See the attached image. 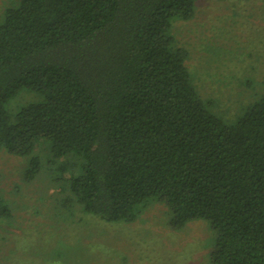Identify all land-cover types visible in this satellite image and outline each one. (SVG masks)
Masks as SVG:
<instances>
[{"label":"trees","instance_id":"trees-1","mask_svg":"<svg viewBox=\"0 0 264 264\" xmlns=\"http://www.w3.org/2000/svg\"><path fill=\"white\" fill-rule=\"evenodd\" d=\"M18 1L0 18V151L49 141L67 203L132 222L162 202L176 230L208 223L210 264H264V90L227 119L202 96L170 33L196 0ZM22 90L44 100L12 114Z\"/></svg>","mask_w":264,"mask_h":264},{"label":"rangeland","instance_id":"rangeland-1","mask_svg":"<svg viewBox=\"0 0 264 264\" xmlns=\"http://www.w3.org/2000/svg\"><path fill=\"white\" fill-rule=\"evenodd\" d=\"M18 2L0 0V18ZM170 33L188 52L202 96L225 119L264 90V0H196L194 16L175 18ZM43 100L22 90L7 107L15 114ZM50 146L36 145L32 155L42 167L32 181L24 178L32 155L0 151V195L11 209V218L0 221V264H210L214 231L205 220L176 230L162 202L132 222L107 221L75 200L67 203L72 195L53 179Z\"/></svg>","mask_w":264,"mask_h":264}]
</instances>
